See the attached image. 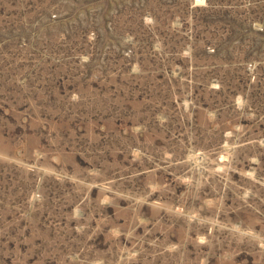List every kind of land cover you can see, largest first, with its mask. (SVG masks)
<instances>
[{"label": "rangeland", "instance_id": "1", "mask_svg": "<svg viewBox=\"0 0 264 264\" xmlns=\"http://www.w3.org/2000/svg\"><path fill=\"white\" fill-rule=\"evenodd\" d=\"M0 264H264V0H0Z\"/></svg>", "mask_w": 264, "mask_h": 264}]
</instances>
